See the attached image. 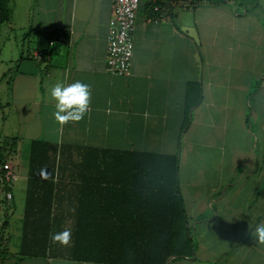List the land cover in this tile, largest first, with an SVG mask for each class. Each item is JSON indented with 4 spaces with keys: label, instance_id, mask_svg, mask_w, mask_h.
<instances>
[{
    "label": "crops",
    "instance_id": "0c3cea01",
    "mask_svg": "<svg viewBox=\"0 0 264 264\" xmlns=\"http://www.w3.org/2000/svg\"><path fill=\"white\" fill-rule=\"evenodd\" d=\"M149 5L141 1L131 74L121 76L106 63L113 0L10 1L0 26L12 44L0 75V139H18L10 161L18 179L11 201L0 189V226L8 214L0 264H103L70 255L78 220H94L98 187L124 180L94 163L101 150L178 157L193 254L169 264H264L253 236L264 224V0H200L171 6L164 20ZM76 81L90 86L89 107L61 124L50 89ZM36 140L57 154L53 181L30 178ZM51 197L50 237L67 229L69 243L51 238L46 256L21 257L23 245L40 250L24 241L27 205L31 212ZM43 219L30 215L29 235Z\"/></svg>",
    "mask_w": 264,
    "mask_h": 264
},
{
    "label": "trees",
    "instance_id": "16d2710c",
    "mask_svg": "<svg viewBox=\"0 0 264 264\" xmlns=\"http://www.w3.org/2000/svg\"><path fill=\"white\" fill-rule=\"evenodd\" d=\"M10 1L0 0V26L10 20ZM148 7L157 16L153 6ZM49 146L42 140L32 142L31 179L44 177L42 179L53 181L55 178L57 154L51 157ZM17 147V138L0 139V166L12 160ZM110 153L101 150L94 163L121 172L124 180L98 187L101 199L92 206L98 210L94 220H78L71 259L103 264H168L172 257L191 256L193 245L179 188L178 157L141 152ZM52 200L51 197L48 203L38 204L31 212L27 205L24 241L38 243L40 250L27 251L23 245L21 257L47 255L53 224ZM30 215L45 217L38 222L40 228L31 235L27 226ZM7 224L8 214H5L0 226V260H4L8 252Z\"/></svg>",
    "mask_w": 264,
    "mask_h": 264
},
{
    "label": "built area",
    "instance_id": "2783aa9c",
    "mask_svg": "<svg viewBox=\"0 0 264 264\" xmlns=\"http://www.w3.org/2000/svg\"><path fill=\"white\" fill-rule=\"evenodd\" d=\"M142 0H113V22L108 34L107 68L109 72L121 76L131 74L133 60V32ZM157 13L158 20L169 17L171 6H197L195 0H148ZM18 179L10 162L0 166V189L7 201L13 198L12 185Z\"/></svg>",
    "mask_w": 264,
    "mask_h": 264
},
{
    "label": "clouds",
    "instance_id": "9594fccd",
    "mask_svg": "<svg viewBox=\"0 0 264 264\" xmlns=\"http://www.w3.org/2000/svg\"><path fill=\"white\" fill-rule=\"evenodd\" d=\"M50 95L56 101L55 119L64 124L83 118L89 107L91 92L88 84L76 81L68 85L57 83L50 89ZM253 236L264 243V224L256 226ZM51 238L54 242L66 245L70 240V231L65 229L62 232L54 233Z\"/></svg>",
    "mask_w": 264,
    "mask_h": 264
},
{
    "label": "rangeland",
    "instance_id": "374dc122",
    "mask_svg": "<svg viewBox=\"0 0 264 264\" xmlns=\"http://www.w3.org/2000/svg\"><path fill=\"white\" fill-rule=\"evenodd\" d=\"M2 30H6V27H4V29ZM18 35V40H17V47L21 48V53L23 52V54L26 55L29 45L26 43L25 45H23V43L25 42L24 40V36L22 34H17ZM12 44L9 43L4 37L3 35L0 36V75L1 73L6 72L5 70L8 68V61H9V57H11L12 55V51L10 50ZM4 70V71H2Z\"/></svg>",
    "mask_w": 264,
    "mask_h": 264
},
{
    "label": "water",
    "instance_id": "95a60500",
    "mask_svg": "<svg viewBox=\"0 0 264 264\" xmlns=\"http://www.w3.org/2000/svg\"><path fill=\"white\" fill-rule=\"evenodd\" d=\"M171 260V259H170ZM170 262V261H169ZM169 262H168V264H169Z\"/></svg>",
    "mask_w": 264,
    "mask_h": 264
}]
</instances>
